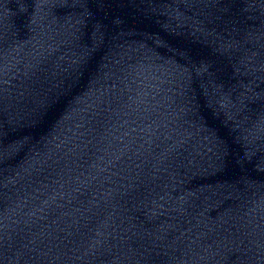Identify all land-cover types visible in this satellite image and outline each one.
<instances>
[{"label":"water","instance_id":"95a60500","mask_svg":"<svg viewBox=\"0 0 264 264\" xmlns=\"http://www.w3.org/2000/svg\"><path fill=\"white\" fill-rule=\"evenodd\" d=\"M0 264H264V72L0 0Z\"/></svg>","mask_w":264,"mask_h":264}]
</instances>
